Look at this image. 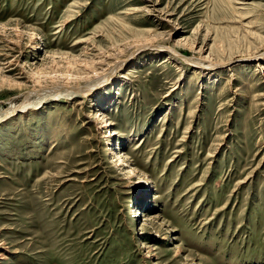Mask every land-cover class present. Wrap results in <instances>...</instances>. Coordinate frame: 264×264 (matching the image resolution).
Wrapping results in <instances>:
<instances>
[{
    "label": "rangeland",
    "instance_id": "rangeland-1",
    "mask_svg": "<svg viewBox=\"0 0 264 264\" xmlns=\"http://www.w3.org/2000/svg\"><path fill=\"white\" fill-rule=\"evenodd\" d=\"M262 67L264 0H0V264H264Z\"/></svg>",
    "mask_w": 264,
    "mask_h": 264
},
{
    "label": "bare ground",
    "instance_id": "bare-ground-1",
    "mask_svg": "<svg viewBox=\"0 0 264 264\" xmlns=\"http://www.w3.org/2000/svg\"><path fill=\"white\" fill-rule=\"evenodd\" d=\"M172 53L173 54H177L178 52H176V51H172ZM218 64V63H217ZM219 64H222V63H219ZM213 65H215V63L213 64ZM262 69H264V67H262ZM58 88V87H57ZM56 88V89H57ZM81 88V87H80ZM84 88V87H83ZM83 88H81V89H83ZM73 89V88H72ZM87 88H85V90H86ZM51 90V89H50ZM74 90V89H73ZM84 90V89H83ZM48 91V90H47ZM55 91V90H54ZM51 92V91H50ZM68 92H70V91H68ZM53 93V92H52ZM46 94V93H45ZM58 95V94H57ZM68 95H70V94H68ZM67 95V96H68ZM25 105V104H24ZM24 105H21L20 106V108H18V107H13L10 111H8V113L6 114V118H7V116L9 117V116H12L13 114H14V112H16V111H18V110H22V109H24ZM18 108V109H17ZM21 115H22V113H21ZM14 120V119H13ZM11 123H12V121H11ZM17 125V124H16ZM2 258H5V256H3L2 255Z\"/></svg>",
    "mask_w": 264,
    "mask_h": 264
}]
</instances>
